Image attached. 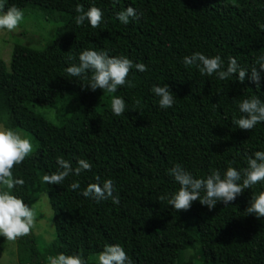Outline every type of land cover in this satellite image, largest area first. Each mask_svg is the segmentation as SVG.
I'll list each match as a JSON object with an SVG mask.
<instances>
[{
	"label": "trees",
	"instance_id": "16d2710c",
	"mask_svg": "<svg viewBox=\"0 0 264 264\" xmlns=\"http://www.w3.org/2000/svg\"><path fill=\"white\" fill-rule=\"evenodd\" d=\"M7 7L35 10L60 24L41 49L14 45L8 69L0 60V125L28 134L37 147L13 174L25 181L13 194L32 206L44 193L51 211L54 240L37 247L33 236L15 241L17 264H47L49 255L78 254L87 261L105 245L120 244L134 264H264V217L247 215L253 194L264 191V182L245 190L225 206L209 210L195 201L188 211L176 212L159 197L178 190L168 172L181 164L195 178H206L211 169L223 173L230 162L242 169L246 155L264 151V123L251 131L232 124L241 113L238 103L257 96L261 87L237 75L219 80L201 75L182 59L196 51L235 57L251 68L264 54V0H0ZM96 6L104 19L97 28L87 20L75 23V8ZM139 19L127 25L116 14L127 7ZM84 49L106 50L126 56L133 64L127 83L110 94L85 87L86 79L71 77L65 69L78 64ZM69 57H72L71 59ZM258 67V65H257ZM90 75V74H89ZM167 84L176 103L161 109L151 91ZM71 96L69 107L57 111L51 123L32 107L56 109ZM122 97L126 111H111L112 96ZM72 101V102H71ZM62 105V106H63ZM63 156L74 168L88 160L91 171L69 175L60 185L43 183L42 177L59 169ZM112 179L120 204L111 199L85 198L90 183ZM79 182L80 188L70 185ZM4 238L0 237L1 243Z\"/></svg>",
	"mask_w": 264,
	"mask_h": 264
},
{
	"label": "clouds",
	"instance_id": "9594fccd",
	"mask_svg": "<svg viewBox=\"0 0 264 264\" xmlns=\"http://www.w3.org/2000/svg\"><path fill=\"white\" fill-rule=\"evenodd\" d=\"M116 2L118 3V0ZM4 7V4L0 3V30L14 32L24 20V12L15 5L7 7L6 11ZM75 11L77 15L74 19L77 25H82L87 20L92 28H97L103 22V11L96 6H90L85 11L83 5L78 4ZM139 18L136 9L131 6L116 14V19L123 25H127L130 19ZM78 60V64H72L65 69L66 73L71 77L86 79L88 83L85 87L92 91L101 89L110 94L116 93L119 87L127 83V77L133 67L139 72L148 70L143 63L134 65L126 56H110L103 49H84L80 52ZM182 63L185 67H196L201 75H215L221 81L237 75L238 80L244 82L247 77L257 89L261 87V81L264 79V54L255 59L251 68L241 66L237 59L231 56L228 57L225 66L220 55L209 56L200 51L184 56ZM151 91L158 98L161 109L171 108L176 103L175 94L167 84L154 85ZM238 109L241 115L239 118L233 117L232 120V124L237 128L251 131L257 124L264 123V100L259 97L251 96L240 100ZM111 111L116 116L125 113L126 103L122 97L112 96ZM33 151L30 138L12 128L0 125V237L10 243L30 235L36 224L35 205L30 206L13 194L17 186L22 187L25 183L23 179L14 176L13 170ZM56 161L59 169L43 175V183L60 185L69 175L79 176L83 171L92 169L91 163L86 159H79L74 169L63 156H58ZM246 162L247 166L239 170L232 166L233 162L229 163L223 173L218 169H211L206 178H195L181 164H175L168 174L174 178L179 188L174 193L160 196L159 200L167 201L176 212L190 210L195 201H199L209 210L215 208L217 202L221 201L227 206L245 190L264 182V151H255L252 155H246ZM96 180L97 182L88 184L81 195L98 203L111 199L114 205H119L120 197L116 192L114 181L106 179L100 183L99 177H96ZM70 187L77 190L80 184L73 182ZM248 203L249 206L245 210L247 215H255L258 219L264 217V191L253 194ZM47 264H88V261L78 254L59 253L55 256L49 255ZM96 264H134V262L120 244H109L98 253Z\"/></svg>",
	"mask_w": 264,
	"mask_h": 264
},
{
	"label": "rangeland",
	"instance_id": "374dc122",
	"mask_svg": "<svg viewBox=\"0 0 264 264\" xmlns=\"http://www.w3.org/2000/svg\"><path fill=\"white\" fill-rule=\"evenodd\" d=\"M225 2L232 3V0H223ZM24 20L19 25L18 29L14 32H8L6 30H0V60L5 64L8 69L10 54L14 45H24L31 49H41L47 44L53 34V30L60 24L57 17L44 20L42 13L35 10L25 11ZM71 96H66L65 103L70 102ZM68 105H57L56 109L40 108L37 106L32 107L33 112L39 114L47 121L54 123L53 118L57 111L66 110ZM72 102V101H71ZM63 105V106H62ZM24 136L30 138L34 150L37 147V143L25 132L18 130ZM37 211V219L35 227L32 229L31 235L33 236L36 246H46L53 242L54 231L51 222V211L47 202V198L44 193H37L34 203ZM187 258H192L193 264H196L194 260V252L189 251L186 253ZM97 255L92 254L87 258L88 264H96ZM0 264H17L15 242H7L5 239L1 243L0 252Z\"/></svg>",
	"mask_w": 264,
	"mask_h": 264
}]
</instances>
